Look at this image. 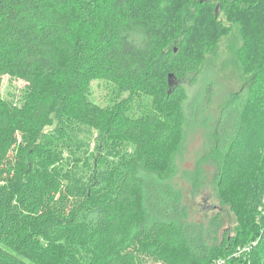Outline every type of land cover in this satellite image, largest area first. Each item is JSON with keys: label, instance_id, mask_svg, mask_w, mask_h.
Masks as SVG:
<instances>
[{"label": "trees", "instance_id": "trees-1", "mask_svg": "<svg viewBox=\"0 0 264 264\" xmlns=\"http://www.w3.org/2000/svg\"><path fill=\"white\" fill-rule=\"evenodd\" d=\"M207 1L0 0V79L25 83L0 96V264H142L144 255L166 264L264 262V220L237 227L245 241L219 234L218 214L188 221L182 187L154 169L167 162L178 113L181 157L233 156L225 184L257 171L253 164L264 170V147L249 134L253 121L264 125V0H220L237 11L238 56L252 74L239 103L241 91L201 73L200 51L220 27L210 13L200 19ZM180 33L192 53L172 46ZM190 76L188 91L179 82ZM93 83L104 86V105ZM251 178L239 198L254 220L264 179Z\"/></svg>", "mask_w": 264, "mask_h": 264}, {"label": "rangeland", "instance_id": "rangeland-1", "mask_svg": "<svg viewBox=\"0 0 264 264\" xmlns=\"http://www.w3.org/2000/svg\"><path fill=\"white\" fill-rule=\"evenodd\" d=\"M206 4L207 5L201 9L204 14L200 16V19L206 22V13H210L214 18L211 24L216 23L219 24L220 27L214 29L213 37L209 39V48L205 47L200 51V55L203 57L201 73L211 71L216 74L219 82L228 87L230 84V88L235 93L241 91L242 93L239 94L238 97L234 96L235 103H239L242 99H245L243 97V91H246L250 85L252 74L244 67L242 59L238 56V50L242 40L240 33L242 31L239 27V19H236L237 16L234 17V13H237V11L234 10L231 12L230 8L224 5L221 6L220 0H208ZM195 10L194 6L190 8L191 13H195ZM192 33L196 34L197 29L194 28ZM176 35H172L170 38L172 40L176 39L172 44L173 47H176V51L178 49L186 53L189 50V52L192 53L194 46L192 47L188 40H186L185 43H180V41L184 39L183 33ZM190 38H193L192 34ZM193 79L194 78L190 76L179 83H182L185 87L184 89L189 91L195 88V83L192 81ZM24 85L25 83L22 80L10 76H3L0 79V96L7 99L10 94L22 89ZM92 93V98L95 100V103L101 105L106 103L104 100L105 89L102 84L97 85L93 83ZM216 104V102H212V107H210V109H216ZM255 111V106H251L248 109V115H255ZM219 112L220 111L214 115L216 121L221 120ZM173 122L174 129L170 141L165 147L166 156L164 157L167 162L164 163L162 161L160 164L156 165L154 169L163 177L173 179L174 182L182 187L185 216L188 221L207 223L213 216L218 214L221 218V223H215L214 228L219 229V234L225 230L229 234V237L232 236L238 239V241H245L248 237L238 236L237 227H239V225H245L247 221L246 223L248 226H250V223H254L256 227L259 228L261 222L264 220L263 217H260L264 215V210L261 209L259 210L260 212L258 211L255 213L253 220L250 213L244 209L242 200L239 196L246 189L247 185L245 183L252 177L253 173L254 175L258 173V175L262 176L264 179V170H260L256 164H253L254 168L257 167V171L254 172L252 169L248 171L243 170L241 177H237V179L229 177L227 183H223L221 179L226 172L225 165L231 163L234 157L232 156L231 159L227 160L228 162L225 161V154L220 162L221 156L218 158L217 156H219V154L217 153L216 155H208L204 159L197 161L191 153L188 156L181 157V155L178 154L181 141L179 129L181 118L178 113H176ZM253 122L255 123L256 121ZM257 122H262V124H264V116L260 121L258 119ZM254 123L249 131L250 137L252 139L254 138L255 142L257 141L260 146L264 147V143L259 141L261 137L264 138V125L260 128L257 124V126H255ZM214 126L215 125H213V129L216 128ZM55 127L56 121L52 118L50 124L46 126L44 131H52ZM197 144L198 142H195L192 148ZM257 158H260V162L264 161V149L257 155ZM226 194L231 195L228 196L225 202H222L220 196H225ZM234 194H236L237 197H234ZM165 239L175 241L176 237L174 233H167ZM218 241H221V237ZM142 260V264H166L162 259L156 256L144 255ZM258 264H264V262Z\"/></svg>", "mask_w": 264, "mask_h": 264}, {"label": "built area", "instance_id": "built-area-1", "mask_svg": "<svg viewBox=\"0 0 264 264\" xmlns=\"http://www.w3.org/2000/svg\"><path fill=\"white\" fill-rule=\"evenodd\" d=\"M249 249H250V246H245V247H242V248L238 247L236 249V252H235L234 256H239L242 253L248 252ZM209 264H225V261L224 260H215V261H212Z\"/></svg>", "mask_w": 264, "mask_h": 264}]
</instances>
